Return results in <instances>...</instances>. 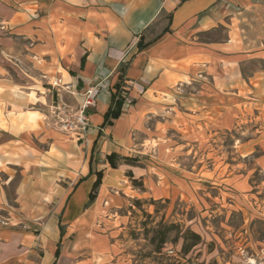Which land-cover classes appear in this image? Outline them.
Instances as JSON below:
<instances>
[{"label":"crops","instance_id":"0c3cea01","mask_svg":"<svg viewBox=\"0 0 264 264\" xmlns=\"http://www.w3.org/2000/svg\"><path fill=\"white\" fill-rule=\"evenodd\" d=\"M0 20L29 47L28 77L0 78L11 135L0 145V264H138L128 206L154 198L157 169L112 167L107 156L168 143L177 112L191 126L235 125L264 88V68L243 69L264 62V0H0ZM61 75L78 92L70 103L97 91L81 138L45 120L48 81ZM121 76L122 112L108 123ZM254 138L264 142V129Z\"/></svg>","mask_w":264,"mask_h":264},{"label":"rangeland","instance_id":"374dc122","mask_svg":"<svg viewBox=\"0 0 264 264\" xmlns=\"http://www.w3.org/2000/svg\"><path fill=\"white\" fill-rule=\"evenodd\" d=\"M5 26L0 20V78L21 82L28 77L23 52L29 47H24L21 38ZM262 68L264 62L253 60L243 69ZM263 90L249 95L254 104L239 112L233 126L216 130L191 126L187 120L182 123L177 112L171 141L154 138L152 149L145 155H116V167L125 164L146 169L153 165L157 169L148 178L154 198L146 195L148 202L140 206L131 199L128 206V249L138 264H264V170L258 163L264 142L254 138L264 129ZM1 92L2 88L0 145H5L11 135L6 108H1L2 104L6 106ZM31 97L35 100L36 93ZM247 141L250 143L246 145ZM170 146L172 151L166 148ZM13 150L22 149L16 144ZM149 153L151 160H147ZM162 220L180 224L182 232L190 229L200 234L202 241L183 254L182 233L174 231L163 248L164 256L157 255L150 242L153 233L146 234L145 228H155Z\"/></svg>","mask_w":264,"mask_h":264},{"label":"built area","instance_id":"2783aa9c","mask_svg":"<svg viewBox=\"0 0 264 264\" xmlns=\"http://www.w3.org/2000/svg\"><path fill=\"white\" fill-rule=\"evenodd\" d=\"M51 98L45 103L47 109L45 120L49 126L55 127L73 137H83L89 129L88 110L96 103L97 91L88 88L80 92L82 100L77 104L66 100L65 94L76 95L73 84L64 81V77L56 76L48 81Z\"/></svg>","mask_w":264,"mask_h":264},{"label":"trees","instance_id":"16d2710c","mask_svg":"<svg viewBox=\"0 0 264 264\" xmlns=\"http://www.w3.org/2000/svg\"><path fill=\"white\" fill-rule=\"evenodd\" d=\"M138 45L140 48L144 46V44H142V41H139ZM122 72L124 74V68H122ZM122 77L123 76L120 77V81L116 84L117 92L113 93V100L115 102V108L110 109L106 115V121L108 123H112L113 119L118 118L122 112L123 98L119 96L120 94L118 92L121 82L123 81ZM116 155H117L116 153H112L107 156L112 167H116V164L114 162ZM127 175L131 179L132 184L135 188H138L141 190L145 189L143 181L135 178L134 174L131 171H128ZM101 177H102V172H99L98 179L95 182L93 192L91 193V198H94L95 196V192H96L97 187L100 184ZM150 201H155V200H150ZM144 202H148V201L141 200V199H134V204L137 206L142 205V203ZM174 231H177L179 234L182 233L180 237L183 238V244H182V250H181L183 254H188L194 246L198 245L202 241L200 234L190 229H187L184 232H182L180 224L178 223L167 224L162 220L159 223V225L155 228H145L146 234L153 233L152 236L150 237V242L152 245H154V250H153L154 253H156L159 256H164L163 248L165 244L168 242L170 233ZM169 264H176V263L172 262Z\"/></svg>","mask_w":264,"mask_h":264}]
</instances>
